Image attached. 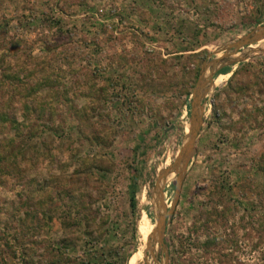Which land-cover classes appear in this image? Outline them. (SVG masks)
Returning a JSON list of instances; mask_svg holds the SVG:
<instances>
[{
    "label": "rangeland",
    "instance_id": "1",
    "mask_svg": "<svg viewBox=\"0 0 264 264\" xmlns=\"http://www.w3.org/2000/svg\"><path fill=\"white\" fill-rule=\"evenodd\" d=\"M261 22L264 0H0V264H264V40L232 47Z\"/></svg>",
    "mask_w": 264,
    "mask_h": 264
},
{
    "label": "water",
    "instance_id": "2",
    "mask_svg": "<svg viewBox=\"0 0 264 264\" xmlns=\"http://www.w3.org/2000/svg\"><path fill=\"white\" fill-rule=\"evenodd\" d=\"M264 40V26L258 27L254 31H252L247 37L241 39L237 44L232 45V47L240 48L243 46L253 45L260 41ZM225 59H215L209 62H205L202 71L200 73V77L198 80L197 89L194 93V101L192 104H189L191 106V121H192V127L191 132L188 135V139L183 144V148L181 151V154L173 166L174 168L172 171H176L178 173V180L175 184L176 187V199L178 198L179 191L182 185V181L184 179L186 169L190 163V160L192 156L195 153V143L201 128L202 124V114H200V110L202 109L200 107L201 98L203 95V87L206 84L208 80L214 79V76L221 70L227 68V65L225 63ZM241 59L230 61V64L241 62ZM219 64H222L218 67ZM229 66V65H228ZM208 71H210V75L208 74ZM165 230H166V216L160 217L158 220L157 227L153 233V235H157L156 237V243H153L152 240H150V243L148 244V250L151 252V257L156 260L155 255L152 251L153 245L156 246L159 244L163 249L164 252L166 250V245L164 244V236H165ZM152 246V247H151ZM167 255V254H166ZM148 256V253H146V257ZM168 264V256H166V263Z\"/></svg>",
    "mask_w": 264,
    "mask_h": 264
},
{
    "label": "trees",
    "instance_id": "3",
    "mask_svg": "<svg viewBox=\"0 0 264 264\" xmlns=\"http://www.w3.org/2000/svg\"><path fill=\"white\" fill-rule=\"evenodd\" d=\"M260 24H264V22H261ZM230 72V68H225V69H223V70H221L220 72H218L217 74H216V77L219 75V74H225V73H229ZM188 107H190L189 108V110H190V112H191V106L188 104ZM131 258V257H130ZM100 264H103V262H101Z\"/></svg>",
    "mask_w": 264,
    "mask_h": 264
},
{
    "label": "bare ground",
    "instance_id": "4",
    "mask_svg": "<svg viewBox=\"0 0 264 264\" xmlns=\"http://www.w3.org/2000/svg\"><path fill=\"white\" fill-rule=\"evenodd\" d=\"M225 77H228V76H221L216 82L218 83L220 80H222L223 81V79L225 78ZM219 84H220V82H219Z\"/></svg>",
    "mask_w": 264,
    "mask_h": 264
}]
</instances>
